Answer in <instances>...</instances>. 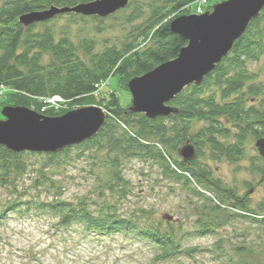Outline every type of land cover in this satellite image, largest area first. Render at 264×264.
<instances>
[{
  "label": "trees",
  "instance_id": "obj_1",
  "mask_svg": "<svg viewBox=\"0 0 264 264\" xmlns=\"http://www.w3.org/2000/svg\"><path fill=\"white\" fill-rule=\"evenodd\" d=\"M92 0H2L0 2V96L4 106H24L45 116H59L74 107L96 100L93 95L101 93L98 107L106 112V119L99 132L92 138L65 147L56 153L13 152L0 144V187L10 190V197L0 207V222L6 212L19 210L23 194L18 190L17 179L26 171L25 155L44 156L46 167L59 155L73 146L98 149L107 147L112 151L141 153L165 166L170 176L193 185L194 192L208 201L226 202L225 215L215 221H198L196 236L211 234L233 217H244L264 227V206L259 212L250 209L248 192L237 195L213 177L208 164L201 161L226 159L236 163L245 158L244 142L247 136L264 138V82H258V73L249 63L262 61L264 74V6L258 16L250 21L240 38L234 41L229 53L204 76L199 85L190 84L178 93L169 105L177 112L167 116L147 118L143 113L129 110L130 103L120 104L116 90L106 92L95 85L117 77V85L127 89L130 79L141 76L156 66L174 59L187 42L169 30V22L181 15L204 8L202 0H145L128 4L106 16H84L75 13L56 14L28 26L19 17L31 11L55 7H72ZM206 1V0H205ZM200 3L192 9L191 5ZM130 10L127 21L135 27L118 44L105 43L98 50L93 39H82L74 44L67 35L56 38L52 29H36L61 15L90 18L102 22L119 11ZM99 32L101 27H97ZM43 53L50 59L41 63ZM86 56V58H85ZM109 83H107L108 85ZM106 86V85H105ZM59 97L52 105L49 99ZM203 125L192 131L195 123ZM155 138L154 142L148 139ZM187 142L193 144L195 157L190 161L173 158L164 147L177 150ZM248 170L256 173L264 185V158L251 157ZM47 171L40 177L49 182ZM115 180L123 182L117 173ZM118 184V183H117ZM50 188H55L53 183ZM51 199L39 202L43 210L57 217L58 223L68 226L81 224L85 230L97 235L123 233L151 242L158 249L155 257L165 260L185 254L193 256L197 250L182 247L181 237L166 230L160 222L141 223L134 215L121 213L116 205L108 202L95 204L91 209L85 200L75 202L61 198L55 191ZM37 204L29 202V204ZM218 208V207H217ZM166 224H169L167 222ZM219 241L217 249H221ZM226 256L221 264H248Z\"/></svg>",
  "mask_w": 264,
  "mask_h": 264
},
{
  "label": "rangeland",
  "instance_id": "obj_2",
  "mask_svg": "<svg viewBox=\"0 0 264 264\" xmlns=\"http://www.w3.org/2000/svg\"><path fill=\"white\" fill-rule=\"evenodd\" d=\"M132 1L137 4L145 0ZM221 1L203 0V11ZM199 4L195 2L191 8ZM129 11H119L102 22L61 15L44 25H37L36 29L48 27L56 38L67 35L74 44L85 38L93 39L99 50L105 43L118 44L136 26L127 21ZM188 14L199 13L194 10ZM97 27H101L99 32ZM49 59V53H43L41 63L45 64ZM261 64L262 61L249 63V68L258 73V82H264ZM107 82L109 84L102 90H116L120 104L126 107L131 101L130 92L117 85L116 76ZM99 91L93 95L96 100L80 107H98ZM3 99L0 96V119L3 118ZM76 108L79 107L73 109ZM202 125V122L195 123L192 131ZM148 140L154 142L155 138ZM244 147L245 158L236 163L224 158L201 161L208 164L213 177L224 187L233 189L237 195L248 192L250 209L260 213L264 206V185L256 173L248 170L250 158L259 155L254 137L247 136ZM164 151L173 158H180L177 150L164 147ZM24 157L27 169L17 179L24 204L19 210L6 212V218L0 222V264H221L225 255L248 264H264V227L248 218L233 217L204 236L188 234L197 229L198 221L206 223L223 217V209L228 204L224 202L219 206L216 201L199 196L193 185L186 186L183 181L172 178L165 166L141 153L112 151L105 146L88 149L78 145L62 152L47 167L44 156ZM42 171H47L50 179L44 184L40 177ZM116 173L123 182L115 180ZM50 183L55 188H50ZM56 190L62 193V199L85 200L91 209L97 203L108 202L116 205L121 213L134 215L141 223L160 222L164 229L184 235L182 247L197 251L192 257L178 254L158 260L155 257L158 249L148 240L123 233L97 235L79 223L63 226L56 216L38 205L51 199ZM9 197L10 190L0 187V207ZM165 214L172 220H165ZM218 241L221 249L215 244Z\"/></svg>",
  "mask_w": 264,
  "mask_h": 264
},
{
  "label": "water",
  "instance_id": "obj_3",
  "mask_svg": "<svg viewBox=\"0 0 264 264\" xmlns=\"http://www.w3.org/2000/svg\"><path fill=\"white\" fill-rule=\"evenodd\" d=\"M127 4L128 0H92L72 7L51 6L25 13L18 20L28 26L63 13L106 17ZM263 6L264 0H223L214 4L210 11L173 18L169 30L187 44L174 59L129 80V110L143 113L149 119L177 112L168 102L186 86L202 82L204 76L229 53L234 41L241 37ZM1 114V145L13 152L44 153H56L92 138L101 129L107 115L97 106L79 107L53 117L24 106H4ZM255 147L264 158V138L256 139ZM177 153L190 161L195 157V148L187 142ZM163 218L172 220L167 214Z\"/></svg>",
  "mask_w": 264,
  "mask_h": 264
},
{
  "label": "built area",
  "instance_id": "obj_4",
  "mask_svg": "<svg viewBox=\"0 0 264 264\" xmlns=\"http://www.w3.org/2000/svg\"><path fill=\"white\" fill-rule=\"evenodd\" d=\"M203 1V0H202ZM197 13H201V10L198 8L196 10ZM107 81L103 82V83H99L97 85H95L96 89H100L102 88L103 86L107 85ZM60 101V98L59 97H52L51 99H49V102L52 104V105H56V103Z\"/></svg>",
  "mask_w": 264,
  "mask_h": 264
}]
</instances>
